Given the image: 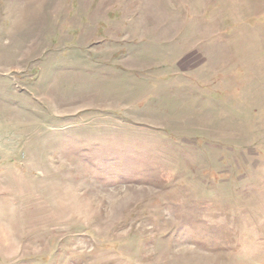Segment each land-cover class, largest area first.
Returning <instances> with one entry per match:
<instances>
[{
	"label": "rangeland",
	"instance_id": "obj_1",
	"mask_svg": "<svg viewBox=\"0 0 264 264\" xmlns=\"http://www.w3.org/2000/svg\"><path fill=\"white\" fill-rule=\"evenodd\" d=\"M0 264H264V0H0Z\"/></svg>",
	"mask_w": 264,
	"mask_h": 264
}]
</instances>
